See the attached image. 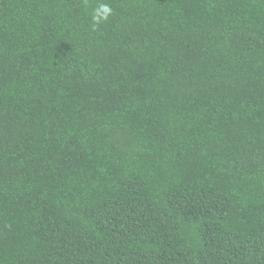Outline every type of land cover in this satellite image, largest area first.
<instances>
[{"label": "trees", "instance_id": "1", "mask_svg": "<svg viewBox=\"0 0 264 264\" xmlns=\"http://www.w3.org/2000/svg\"><path fill=\"white\" fill-rule=\"evenodd\" d=\"M0 264H264V0H0Z\"/></svg>", "mask_w": 264, "mask_h": 264}, {"label": "clouds", "instance_id": "2", "mask_svg": "<svg viewBox=\"0 0 264 264\" xmlns=\"http://www.w3.org/2000/svg\"><path fill=\"white\" fill-rule=\"evenodd\" d=\"M112 14V9L107 4H101L99 9L95 11L93 16V23L95 25H99L103 21H106L109 16Z\"/></svg>", "mask_w": 264, "mask_h": 264}]
</instances>
